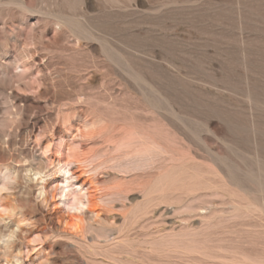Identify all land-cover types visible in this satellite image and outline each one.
<instances>
[{"label":"rangeland","instance_id":"rangeland-1","mask_svg":"<svg viewBox=\"0 0 264 264\" xmlns=\"http://www.w3.org/2000/svg\"><path fill=\"white\" fill-rule=\"evenodd\" d=\"M0 204V264H264V0H0Z\"/></svg>","mask_w":264,"mask_h":264},{"label":"bare ground","instance_id":"bare-ground-1","mask_svg":"<svg viewBox=\"0 0 264 264\" xmlns=\"http://www.w3.org/2000/svg\"><path fill=\"white\" fill-rule=\"evenodd\" d=\"M79 44H80V41H79ZM79 46H81V45H79ZM62 142L63 141H61L60 144H58L57 151H56L57 153H59V155H60V153H62L61 152V148L63 147ZM151 145H154V144H150V145L146 144L145 147L138 148L136 155L139 156V158H145L147 155L152 154L154 152V150L151 147ZM52 151L53 150L49 146L44 151V154H48L49 152H52ZM56 155H57V157L59 156L58 154H56ZM57 159H58V163L55 165V169H54L53 173L62 174V183L57 184L56 186L52 187V190H48V187L46 185H43L42 188L40 189V195L45 197V199L49 198L48 195H50L51 191H54V193L51 194V196L53 198L57 197L59 195V200L66 207V211H68V213L71 214V218L74 220L71 227L73 229H75L77 232L84 231L85 221H84L83 214H84L85 208L87 206V200L84 197V194L79 192V186H76L72 182L73 179H72V176L70 173V164L73 161L67 160V162L64 163V162H62V160L60 158H57ZM189 169H191V168H189ZM175 171L176 170H174V172ZM168 172H171V171H168ZM171 173L172 174H170V176L173 175V172H171ZM176 173L177 172H175V174ZM178 174H180V173L178 172ZM181 176H184V175H180V177ZM193 176H194V174H193ZM180 177H179V179H180ZM196 180H197L196 182L199 181L198 179H196ZM170 181H172V179ZM174 181H176V180L174 179ZM174 181H172V182H174ZM165 183H167V182H165ZM167 184L169 185V183H167ZM0 207H1V204H0Z\"/></svg>","mask_w":264,"mask_h":264}]
</instances>
